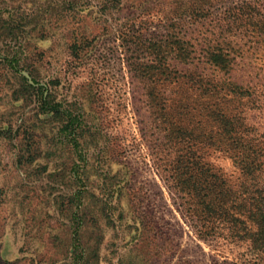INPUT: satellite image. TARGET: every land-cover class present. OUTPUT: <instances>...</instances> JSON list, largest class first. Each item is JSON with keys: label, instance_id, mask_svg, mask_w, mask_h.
Instances as JSON below:
<instances>
[{"label": "rangeland", "instance_id": "374dc122", "mask_svg": "<svg viewBox=\"0 0 264 264\" xmlns=\"http://www.w3.org/2000/svg\"><path fill=\"white\" fill-rule=\"evenodd\" d=\"M0 57V264H264L176 184L264 180V0H0Z\"/></svg>", "mask_w": 264, "mask_h": 264}, {"label": "trees", "instance_id": "16d2710c", "mask_svg": "<svg viewBox=\"0 0 264 264\" xmlns=\"http://www.w3.org/2000/svg\"><path fill=\"white\" fill-rule=\"evenodd\" d=\"M228 55L221 50L214 51L211 53V62L225 69ZM13 60L0 57V62H7L10 66L13 65ZM49 106L50 103L42 98L43 110L65 116L68 121L67 129L73 124V120L57 108L58 106ZM224 122L227 135L231 138L233 130L230 128L233 123L231 120ZM233 142L229 151L233 153L236 163L242 167L246 177L250 178L242 185L243 190L233 192L226 182L221 181L210 169L199 163L183 161L178 166L176 178L177 188L184 194L181 206L194 221L196 234L200 239L207 240L215 236L219 230L218 225L223 224L231 239L250 242L252 251L259 258H264V180L261 181L255 176L261 167H256L255 161L250 160L252 150L249 146L241 144L238 139Z\"/></svg>", "mask_w": 264, "mask_h": 264}]
</instances>
